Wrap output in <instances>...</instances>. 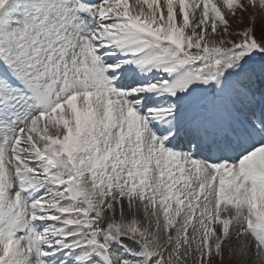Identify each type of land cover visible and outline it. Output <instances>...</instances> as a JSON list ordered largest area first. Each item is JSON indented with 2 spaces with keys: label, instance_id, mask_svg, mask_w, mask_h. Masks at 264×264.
Wrapping results in <instances>:
<instances>
[{
  "label": "snow or ice",
  "instance_id": "snow-or-ice-1",
  "mask_svg": "<svg viewBox=\"0 0 264 264\" xmlns=\"http://www.w3.org/2000/svg\"><path fill=\"white\" fill-rule=\"evenodd\" d=\"M0 264H264V0H0Z\"/></svg>",
  "mask_w": 264,
  "mask_h": 264
}]
</instances>
